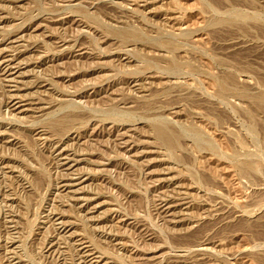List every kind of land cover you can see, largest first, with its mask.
Segmentation results:
<instances>
[{
    "label": "rangeland",
    "instance_id": "374dc122",
    "mask_svg": "<svg viewBox=\"0 0 264 264\" xmlns=\"http://www.w3.org/2000/svg\"><path fill=\"white\" fill-rule=\"evenodd\" d=\"M0 264H264V0H0Z\"/></svg>",
    "mask_w": 264,
    "mask_h": 264
},
{
    "label": "bare ground",
    "instance_id": "6f19581e",
    "mask_svg": "<svg viewBox=\"0 0 264 264\" xmlns=\"http://www.w3.org/2000/svg\"><path fill=\"white\" fill-rule=\"evenodd\" d=\"M156 130H157L158 135L163 141L169 144L173 143L174 137H172V135L170 134V132L167 130L165 126L158 125Z\"/></svg>",
    "mask_w": 264,
    "mask_h": 264
}]
</instances>
